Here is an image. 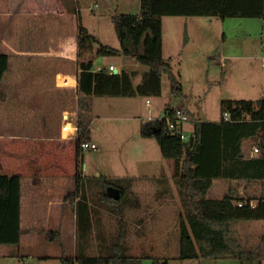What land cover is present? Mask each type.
Segmentation results:
<instances>
[{"label":"trees","instance_id":"trees-1","mask_svg":"<svg viewBox=\"0 0 264 264\" xmlns=\"http://www.w3.org/2000/svg\"><path fill=\"white\" fill-rule=\"evenodd\" d=\"M164 16H202L221 18L250 17L264 20V0H141L138 13H114L111 16L119 49L100 42L79 26V114L77 154L81 141H89L90 97L148 98L160 96L162 80L167 76L171 94L183 101L179 73L172 69L170 61L163 56L162 18ZM97 46L96 49L94 46ZM95 56L85 58L88 52ZM118 52L126 59L148 67L138 84H133L134 73L121 71L117 74L95 71L97 56L113 57ZM9 60L0 52V83ZM1 100V97H0ZM223 115L219 121H207L193 117V144L179 134L171 133L164 120L160 125L143 124V137H155L162 156L174 161L173 184L182 206L181 237L177 258L181 260L200 258L235 257L240 264H262L264 261V236L252 246H246L237 230L239 221H264V191L252 200L238 194L227 193L220 199L208 197L215 179L263 181L264 180V98L252 100L222 101ZM187 110V109H186ZM230 113L225 119L224 114ZM245 139H253L258 148L256 156L246 157L243 152ZM101 194L113 204V211L122 212L120 200L109 198L106 187L111 185L131 192L132 178L114 177L101 179ZM21 178L17 175H0V244L19 243L21 239ZM167 191V189H166ZM85 201V200H84ZM242 202L240 206L238 203ZM118 205L120 209L118 210ZM89 219V216L85 217ZM81 220L77 211V222ZM118 233L110 240L97 235V253L85 251L87 232L83 229L77 238V250L72 256H62V264H169L168 258L150 253L135 255L130 252L126 240V222L119 220ZM81 229V227H80Z\"/></svg>","mask_w":264,"mask_h":264},{"label":"rangeland","instance_id":"rangeland-1","mask_svg":"<svg viewBox=\"0 0 264 264\" xmlns=\"http://www.w3.org/2000/svg\"><path fill=\"white\" fill-rule=\"evenodd\" d=\"M105 1L108 4L106 6L104 0H28L27 14H24L23 9L21 14H15V17L13 15L12 21H22L23 24H26L30 39H35L29 41L30 49L50 50V47H53L56 52H59L61 49L56 48V40V44L63 45V48L74 50L72 45V38H74L79 54L80 25L88 34L100 42L119 47L111 16L114 13H138L141 0ZM6 4L7 0H0V31L3 34L6 33L5 36L7 35V20L2 11ZM17 11L19 13V10ZM24 28L23 26V31ZM59 32L63 33L61 37L68 36L69 38L65 40L60 38L59 35H56ZM39 34L47 37L53 35L55 38L52 41L43 40L44 38H41ZM162 34L163 56L170 61L173 71L180 75L183 101L171 94V85L167 76H164L162 80L161 95L148 97L151 100V107L148 109L145 107L147 98L137 97V95L136 97H102L95 110L97 117L90 126V135L94 138L97 149L77 155L78 173L101 181V179L119 177L126 168L130 167L136 173L143 162L158 169L152 158L150 159L148 155H140L141 148L137 143L140 123L138 111L140 114L142 112L147 115L148 113L157 115L160 119L169 107L180 103L193 117L207 121H219L223 115L222 101L242 99L256 101L264 98L263 19L164 16L162 18ZM96 47L95 45L94 48L96 49ZM90 56H95L94 52L89 51L85 58L88 59ZM54 59H45V66L39 69L37 64L30 62L28 67L31 72L35 73V79L37 78L36 71L47 72L48 66H53ZM95 62L96 65L104 67L110 63L119 65L117 57L114 56H97ZM120 70L123 69L120 68ZM142 73V70L138 72L136 81H140ZM51 76L48 77L52 78ZM54 78L55 81L57 79L59 81V79H64V76L60 74L59 76L55 75ZM3 91L4 86L1 84L0 97L2 101L4 100ZM109 100H112V103L103 105ZM70 102L68 104L70 111L79 109V99ZM45 106L46 111H50L49 105ZM0 117H2L0 128L9 131L8 121H5L3 114ZM69 117L74 118L72 114ZM150 124L152 126L160 125L157 120L150 122ZM186 125V133L191 137L192 118ZM151 143L159 146L154 139ZM252 143L254 144L255 140L252 139ZM248 147L249 141H246V148L248 149ZM248 154L249 151L246 150V157L249 156ZM137 173L140 174V171ZM102 184L106 186L105 183ZM52 195L55 196L57 193L54 191ZM121 217L126 222V240L131 253H141V249L150 244H156L158 236L156 232L151 230V226H148V230L145 229L140 235L133 231L132 220L134 216L132 211L127 212V217L123 211L105 213L103 220L106 224L104 227L106 231L102 235H106L109 240L113 238L114 234L118 233ZM156 219L168 221L167 224L170 223L169 218L158 217L153 218L152 224L155 223ZM254 221L243 220L236 225L238 234L246 246L256 244L258 242L256 236L264 233V223ZM169 229H167L169 231L166 236L169 237V240L173 238L175 242L176 237L179 236L177 216L172 229ZM181 235L182 233H180V237ZM72 237L73 234L71 233H62L52 229V227L46 230L43 227L38 230L34 237L30 239L24 237L21 243L2 244L5 246L0 247V264H58L56 258L52 256L45 258L40 256L41 253L53 255L55 251L62 248L65 256L73 255ZM97 241L95 237L91 239L92 243L86 248V253L92 255L97 253ZM178 251L179 247L178 250L171 249L166 253L178 255ZM153 252L156 254L163 253L159 248L153 249ZM200 259L202 264H240L239 259L235 257ZM151 263L152 261L148 259L143 262V264ZM171 264L198 263L191 259L178 260L176 257L172 259Z\"/></svg>","mask_w":264,"mask_h":264},{"label":"crops","instance_id":"crops-1","mask_svg":"<svg viewBox=\"0 0 264 264\" xmlns=\"http://www.w3.org/2000/svg\"><path fill=\"white\" fill-rule=\"evenodd\" d=\"M27 1L24 0L23 4V0H7L2 11L7 20V35L5 36L6 33L3 34L0 31V52L8 55L9 66L0 83L4 86V100L1 99L0 101V116L3 114L10 129L4 131L0 128V175H17L21 178L20 218L22 234L20 243L24 237L28 239L34 237L39 229L45 227L46 230H49L52 227L59 232L73 234L74 255L78 247L76 240L80 231L83 229V232L84 230L87 232L88 238L84 241L86 251V248L91 245L93 237L97 240L98 234L105 233L106 224L103 216L108 212L114 213V209L112 202L102 197V181L87 177L80 172L79 174L77 170L76 141L78 131L75 126H78L77 116L80 108L72 112L68 107L70 101H78L80 97L78 75L79 63L82 58L78 54L76 40L71 37L74 50L63 48V45L56 44V40V48L61 49L59 52H56L53 47H50V50L30 49L29 41L35 39H30L26 24H23L22 21H12L16 16L15 14H21L23 9L24 14H27ZM23 26L25 27L24 31ZM56 35L64 40L69 38L68 36L61 37L63 33L60 32ZM39 36L44 38L43 40L49 41L55 38L53 35L47 37L39 34ZM114 47L119 49L118 46ZM114 57H117L119 61V65L115 64L119 68V72H121V68L128 74L134 73L133 84L140 82L136 81L139 71L142 70L145 73L148 70L145 65L126 59L119 52ZM48 58H56L53 60V66H48L50 71L37 70V78L35 79V73L31 72L28 67L30 62L37 64L39 69L45 66V59ZM60 74L64 76V79L55 81V75L59 76ZM133 96L136 97V95ZM101 98H89L91 122L88 135L89 141L94 143L96 142L90 135V126L97 117L95 110L100 104ZM111 101L109 100L103 105L110 104ZM45 105H49L50 111H46ZM145 107L148 109L146 104ZM139 112L137 113L140 116L137 143L141 148L140 155H148L150 159L152 158L158 169L143 162L137 169L140 174L133 172L132 167L123 171L122 174L124 175L121 174L119 177L132 178L133 181L131 192L123 194L121 197H124L121 209L126 217L127 212L132 211L134 216L132 225L135 229L133 231L140 235L145 229L148 230V226H151V230L156 232L158 236L156 244H150L141 249V253L168 258L169 264H171L172 259L176 258L177 255H170L166 252L171 249L178 250L183 216L181 202L173 184L175 164L173 160L165 159L162 156L160 146L151 143L152 139L157 142L155 137H143L141 134L142 125H150V122L157 120L158 116L150 115V113L147 115L142 112L140 114ZM64 114L74 116V118L70 117L72 129L69 132L62 131V125L65 123ZM149 118L153 119L149 120ZM1 121L2 117H0ZM73 129H75L74 133L72 132ZM246 141H249L248 149L246 148ZM254 148L251 139L244 140L243 152L245 156L246 150L249 151L248 157L256 156L257 153L254 152ZM54 191L57 193L55 196L52 195ZM263 191L264 180L215 179L208 191V197L220 199L225 194L232 193L250 198L255 203L256 198ZM117 209H120L119 205ZM77 211L80 216H84V220L80 222L81 229L77 222ZM87 216L89 219L85 218ZM176 216L179 236L174 242L173 238L169 240L166 234L170 230L169 228L172 229ZM158 217H167L170 219V223L167 224L168 221L156 219L155 223L152 224L153 218ZM254 222L264 223L262 220ZM262 236L264 233L256 236L258 241ZM1 246L5 245L0 244ZM156 248L161 249L163 253L156 254L153 252V249ZM61 249L55 251L53 255L41 253L40 256L45 258L52 256L57 259L58 264H62L60 258L65 255ZM134 254L139 255L140 253ZM191 260L202 264L197 254Z\"/></svg>","mask_w":264,"mask_h":264},{"label":"built area","instance_id":"built-area-1","mask_svg":"<svg viewBox=\"0 0 264 264\" xmlns=\"http://www.w3.org/2000/svg\"><path fill=\"white\" fill-rule=\"evenodd\" d=\"M95 71L98 72H109V73H114V71L118 70L119 73V68L115 64H109L107 67L101 66V65H95ZM146 106L149 107L151 104V100L149 98L146 99ZM69 114H64V124L62 125V131H67L69 132L72 129V121L69 117ZM225 119L230 118V113L226 112L224 114ZM153 118H149V120H152ZM159 120V119H157ZM160 120H164L166 124V128L173 134H179L181 139L183 140H189L190 137L186 133V130L184 128L185 124L188 123L191 119L185 110L184 106L181 104H177L175 106L169 107L162 118ZM75 129L78 131V126H75ZM73 129V133L74 130ZM78 138V137H77ZM80 149L83 152L89 151V150H95L97 149L96 143L92 141H81L80 143ZM254 152H258V148H254ZM240 206L242 205V202L238 203ZM251 207H255V203L251 202Z\"/></svg>","mask_w":264,"mask_h":264},{"label":"water","instance_id":"water-1","mask_svg":"<svg viewBox=\"0 0 264 264\" xmlns=\"http://www.w3.org/2000/svg\"><path fill=\"white\" fill-rule=\"evenodd\" d=\"M104 3H105V6L108 5L107 2L104 0ZM115 74L118 73V70L114 71ZM193 141H194V136H191L190 139H189V146L188 148L191 147V145L193 144ZM106 193H107V196L109 198H112L114 200H120L122 195H123V190L117 188V187H114V186H107L106 187Z\"/></svg>","mask_w":264,"mask_h":264}]
</instances>
